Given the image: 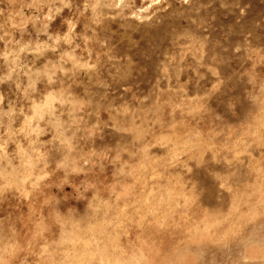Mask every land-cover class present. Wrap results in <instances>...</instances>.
Segmentation results:
<instances>
[{"label": "rangeland", "instance_id": "obj_1", "mask_svg": "<svg viewBox=\"0 0 264 264\" xmlns=\"http://www.w3.org/2000/svg\"><path fill=\"white\" fill-rule=\"evenodd\" d=\"M0 264H264V0H0Z\"/></svg>", "mask_w": 264, "mask_h": 264}]
</instances>
